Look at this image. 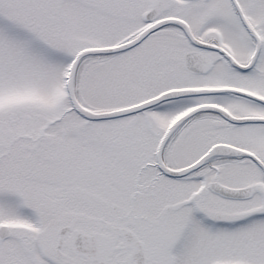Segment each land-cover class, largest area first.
<instances>
[{
    "label": "snow or ice",
    "instance_id": "6c2138e0",
    "mask_svg": "<svg viewBox=\"0 0 264 264\" xmlns=\"http://www.w3.org/2000/svg\"><path fill=\"white\" fill-rule=\"evenodd\" d=\"M0 264H264V0H0Z\"/></svg>",
    "mask_w": 264,
    "mask_h": 264
}]
</instances>
